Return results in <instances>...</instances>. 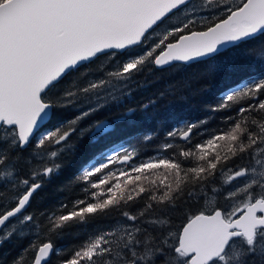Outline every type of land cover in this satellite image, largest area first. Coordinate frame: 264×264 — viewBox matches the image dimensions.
Listing matches in <instances>:
<instances>
[{"label": "snow or ice", "instance_id": "snow-or-ice-1", "mask_svg": "<svg viewBox=\"0 0 264 264\" xmlns=\"http://www.w3.org/2000/svg\"><path fill=\"white\" fill-rule=\"evenodd\" d=\"M258 40L264 0H0V246L29 239L10 264H264V60L238 58ZM190 68L243 73L207 106L221 126L178 120L149 156L153 133L113 139L152 116L135 92ZM86 145L80 195L37 207Z\"/></svg>", "mask_w": 264, "mask_h": 264}, {"label": "trees", "instance_id": "trees-1", "mask_svg": "<svg viewBox=\"0 0 264 264\" xmlns=\"http://www.w3.org/2000/svg\"><path fill=\"white\" fill-rule=\"evenodd\" d=\"M238 58L243 67L255 68L261 66L260 61L264 60V41L258 40L250 43L244 52L238 54ZM241 75H243L242 72L230 68L218 76H205L199 68H190L174 74L157 77L155 83L146 89L135 92L129 103V107L139 110L143 104L148 103L150 100H155V105L151 106V118L138 120L134 126L123 128L119 135L113 139L119 141L121 138H128L133 142H139L144 135L153 133V139L143 147L142 152L144 156H149L155 150L156 145L164 143V134L178 120L199 121L211 117V119H208V123L203 125V128L216 130L222 124L221 118L229 113L226 111L213 113L208 110L207 106L216 104L221 90L227 85L233 84ZM123 110H113L105 114V116H100L99 114H96V116L97 119L111 120L116 118ZM200 130L198 128L194 132H199ZM84 139L87 140V137ZM202 139L203 137L201 136L196 137V141ZM221 151H226V148H222ZM91 152L92 149L86 145L83 153L68 157L62 174L54 178L41 193L36 206L40 208L52 207L65 197L70 203L72 199L79 196L80 193L72 187L67 190L62 189H65V185L68 184ZM229 163H232V161H229ZM154 178L159 181V179L163 178V172L155 174ZM143 183L147 184L148 182L145 180ZM99 223L102 225L105 222L100 221ZM93 227V224H89L88 232L81 231L84 225L79 228H73L62 239H56L55 244L58 248L76 245L91 232ZM28 243V238H14L5 242L0 246V262L10 264ZM68 254H70V251ZM61 255H64V253H61ZM30 256L31 253L28 254V258ZM22 264H26V262H22Z\"/></svg>", "mask_w": 264, "mask_h": 264}, {"label": "rangeland", "instance_id": "rangeland-1", "mask_svg": "<svg viewBox=\"0 0 264 264\" xmlns=\"http://www.w3.org/2000/svg\"><path fill=\"white\" fill-rule=\"evenodd\" d=\"M173 178L172 177H168L167 182H170Z\"/></svg>", "mask_w": 264, "mask_h": 264}]
</instances>
